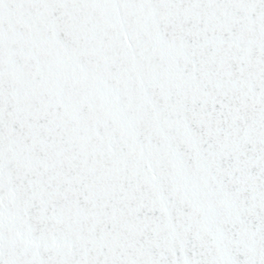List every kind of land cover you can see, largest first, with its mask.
I'll list each match as a JSON object with an SVG mask.
<instances>
[{"label":"snow or ice","instance_id":"1","mask_svg":"<svg viewBox=\"0 0 264 264\" xmlns=\"http://www.w3.org/2000/svg\"><path fill=\"white\" fill-rule=\"evenodd\" d=\"M0 264H264V0H0Z\"/></svg>","mask_w":264,"mask_h":264}]
</instances>
